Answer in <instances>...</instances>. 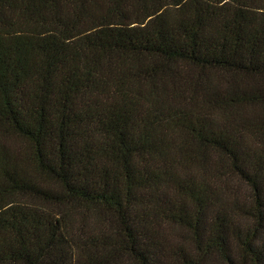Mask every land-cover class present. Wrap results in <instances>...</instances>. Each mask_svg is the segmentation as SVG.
<instances>
[{"label":"trees","instance_id":"obj_1","mask_svg":"<svg viewBox=\"0 0 264 264\" xmlns=\"http://www.w3.org/2000/svg\"><path fill=\"white\" fill-rule=\"evenodd\" d=\"M0 264H264V0H0Z\"/></svg>","mask_w":264,"mask_h":264}]
</instances>
